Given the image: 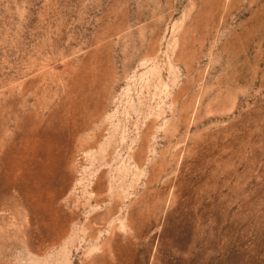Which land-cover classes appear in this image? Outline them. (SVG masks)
Masks as SVG:
<instances>
[{"label":"rangeland","instance_id":"1","mask_svg":"<svg viewBox=\"0 0 264 264\" xmlns=\"http://www.w3.org/2000/svg\"><path fill=\"white\" fill-rule=\"evenodd\" d=\"M0 264H264V0H0Z\"/></svg>","mask_w":264,"mask_h":264}]
</instances>
